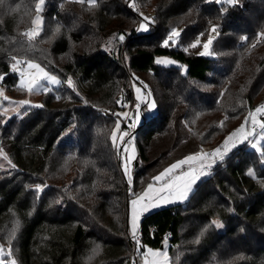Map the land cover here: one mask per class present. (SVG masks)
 I'll return each instance as SVG.
<instances>
[{
	"label": "trees",
	"instance_id": "obj_1",
	"mask_svg": "<svg viewBox=\"0 0 264 264\" xmlns=\"http://www.w3.org/2000/svg\"><path fill=\"white\" fill-rule=\"evenodd\" d=\"M36 3L0 0V89L27 95L10 68L18 58L38 61L61 85L42 93L43 107L0 120V148L16 165L0 169V243L12 240L19 264H128L165 240L171 264H264L258 151L240 145L186 203L143 215L138 247L129 234L133 194L112 141L118 111L134 100V76L154 95L157 113L134 130L123 122L138 150L133 193L168 162L218 145L246 120L264 103V0H47L43 27L30 38ZM141 9L151 10L148 32L136 31ZM213 24L212 57L162 44L172 28L194 41ZM158 56L179 65L157 64ZM37 183L48 185L39 197Z\"/></svg>",
	"mask_w": 264,
	"mask_h": 264
},
{
	"label": "snow or ice",
	"instance_id": "obj_2",
	"mask_svg": "<svg viewBox=\"0 0 264 264\" xmlns=\"http://www.w3.org/2000/svg\"><path fill=\"white\" fill-rule=\"evenodd\" d=\"M90 3L94 2V0H89ZM217 3L223 4H236L238 0H216ZM46 3V0H37L36 10L37 15L33 21L35 28L26 33L30 38L38 35L41 25H42V17L40 12L42 11L43 5ZM143 17V14L141 13ZM218 25L213 24L210 32L215 33L216 35L209 34L207 40L203 42V50L198 53V55L211 56L214 53L211 51V47L214 43V40L218 38ZM149 30V22L147 17H143L142 22L139 24V27L136 31H148ZM200 35H203L201 33ZM182 36V30L177 28H172L171 31L167 34V37L163 39L162 44L164 47H172L178 46ZM260 36L264 38V33H260ZM125 39V35H119V40L123 41ZM246 39V38H244ZM201 44L200 39H196L192 44L189 45L191 48H196ZM185 52L188 51V48L183 49ZM15 59V58H13ZM157 64L164 63H175V61H164L157 59ZM27 67L21 68L18 65L21 64L20 60H16L15 63L10 65L11 71L13 73H18L19 75V87L21 89L27 90L29 93L36 90H43L44 92H48L50 89L45 87L42 84V81L47 80L50 84H60L61 81L50 72L46 71L44 67L40 64L34 63L33 61H25ZM5 77L0 75V80H3ZM134 79L138 80L134 76ZM67 84L69 87H74L73 81L71 77L68 78ZM143 87L147 90V85H143ZM137 92V100H147V108L149 110L155 109L157 107L155 101L153 99H149L151 97L150 90L146 92L145 97H141L139 93L141 92V88H136ZM3 95V90L0 89V96ZM78 95V93H77ZM59 98V97H57ZM4 100H8V97L4 96ZM16 103L18 107L13 109V111L19 113L20 107L27 106L31 107H43V105H32L28 100L16 101L12 102ZM87 103V101H85ZM117 103H121V101H117ZM140 107V104H137V108ZM264 109V106L258 107L255 111L260 113ZM3 115L5 117L9 116V111L4 110ZM119 116H127V113H119ZM251 118V127L246 128L247 119L244 124H241L238 128L232 131L223 141L222 145L217 147L211 152L205 153L203 151L196 152L190 155L183 157L182 159L177 160L175 163H172L170 166L161 171L158 175L152 177V183L147 185V188L143 191L142 194H136L132 192L133 185V169L131 165L135 161V149L133 147L131 155L128 154L127 145L128 141L125 139L129 134L124 132L122 134H118L121 125L119 120H117L115 129L112 132V141L113 144H116V141L123 142V150L125 152V158L122 162V169L126 176L127 183L129 184V192L132 193L135 198L130 200V223H131V234L133 241H136L138 247H144L140 245V242L137 240L136 231L138 223L140 222L143 214L148 213L151 209L168 205L170 203L175 202H185L189 199L190 195L193 193L194 188L197 185V182L209 175L210 173L207 171L213 167V165L218 162H222L225 160L226 156L238 146L244 144V142H248L253 148H255L262 158H264V148H260L258 143H252L253 137H258V140H264V123H261L257 120L256 116L253 114H249ZM257 125L259 126V131H257ZM0 157H3L7 160L8 164L15 168L16 165L12 164V161L8 159L7 154L4 152L2 148H0ZM2 167V166H0ZM185 168L187 170H185ZM249 175H254V173L250 170ZM159 184L158 187L154 185ZM48 187L46 184L37 183L34 185V191L36 192L37 197H39L44 190ZM230 211H232L230 209ZM212 225L215 226L216 229L222 228L224 225L220 220H213ZM16 229H13L12 238H15ZM201 236L204 235V232L200 233ZM199 243V241H197ZM12 240H9V247L7 249V253L5 252V248L0 245V264H8V261L4 259L5 255L12 256ZM144 258V264H169V257L167 248L161 251L159 249H152L148 247L146 251L142 253ZM11 264H17L15 259L11 260Z\"/></svg>",
	"mask_w": 264,
	"mask_h": 264
},
{
	"label": "rangeland",
	"instance_id": "obj_3",
	"mask_svg": "<svg viewBox=\"0 0 264 264\" xmlns=\"http://www.w3.org/2000/svg\"><path fill=\"white\" fill-rule=\"evenodd\" d=\"M46 2H47V0H46ZM228 4V3H227ZM45 5H46V3L43 5V7H42V11L40 12V15H41V17H42V25H41V29H42V27H43V22H44V18H43V11H44V8H45ZM139 12H140V14L142 13L143 14V17H147L148 18V22H149V30H150V25H151V23H152V16H151V10L150 9H141V10H139ZM143 17L141 16V19L139 20V24L142 22V19H143ZM139 24H138V27H139ZM35 28V25L33 24V26L30 28V30H29V32L30 31H32L33 29ZM177 29H181V28H179V27H176ZM41 29H40V31H41ZM148 30V31H149ZM40 31H39V33H40ZM148 31H141V32H148ZM38 33V34H39ZM209 34H212V35H216L215 33H209ZM208 37V36H207ZM207 37L206 38H197V39H200L201 40V44L200 45H198L196 48H191V49H194V50H196V51H198V53L199 52H201L202 50H203V47H202V45H203V42H205L206 40H207ZM186 38H187V35L183 38V39H181L180 40V42H179V44L178 45H182V46H184V44H188V45H186L187 46V48H189V45L190 44H192L194 41H192V40H190V39H187V41H186ZM214 44V43H213ZM211 51L214 53V51H213V45H212V47H211ZM212 56H214V55H211L210 57H212ZM160 59V60H164V61H168V60H171V61H175V63H164V64H162V65H179V63L176 61V60H174V59H172V58H170V57H168V56H158L157 57V59ZM157 59H156V61H157ZM17 60V59H16ZM16 60L13 62V63H15L16 62ZM18 60H20L21 61V64L20 65H18L19 67H21V68H26L27 67V65L25 66V67H23L22 66V64L25 62V61H33L34 63H37V64H40L42 67H44L41 63H39L38 61H36V60H31V59H28V60H23V59H19L18 58ZM45 68V67H44ZM184 69H185V66H184ZM45 70L46 71H48V72H50L48 69H46L45 68ZM51 73V72H50ZM18 74V73H17ZM52 75H55L60 81H61V79L59 78V76H57L56 74H54V73H51ZM19 76V75H18ZM143 77H145L144 75H143ZM72 79V78H71ZM72 81H73V79H72ZM18 83H19V78H18ZM42 84L45 86V87H48L49 89H53V88H56V87H59L60 85H61V83L60 84H50L47 80H45V81H42ZM73 85L75 86V83H74V81H73ZM143 85H144V83L143 82H140L139 81V79L138 80H136V79H134L133 80V84H132V86H133V92H134V100H133V102H130V103H128V104H126V107L124 108V109H121V110H119L118 111V114L119 113H127V116L131 119L129 122H128V127L130 128V130H134V129H137L140 125H141V123L143 122V120L145 119V118H148V117H151V116H153V115H155L156 113H157V107L155 108V109H151V110H149L148 108H147V100H141V101H138L137 100V92H136V88L137 87H140L141 88V92L139 93V95L141 96V97H145L146 96V89L143 87ZM2 90H3V95L2 96H0V120H3V121H7L8 119H9V117H11L12 115H14V114H17V115H21V111H22V108L23 107H25V106H23V107H20V110H19V113H17V112H15V111H13V109H16L17 107H18V105L16 104V103H12V102H16V101H22V100H28V101H30V103L32 104V105H41V96H42V93L44 92L43 90H36V91H33V92H31V93H27V95H25V96H23V97H14V96H12L10 93H8L4 88H2ZM4 96H6V97H8V100H4L3 99V97ZM149 99H153L154 101H155V103H156V100H155V97H154V95L151 93V97L149 98ZM140 104V107L139 108H137V104ZM156 105H157V103H156ZM261 106H264V103H262L261 105H259L258 107H261ZM258 107H256L255 109H254V111H252L251 112V114H253V115H255L256 116V118H257V120L259 121V122H261V123H264V109H262V111L260 112V113H257L255 110L258 108ZM4 110H8L9 111V116L8 117H5L4 115H3V113H4ZM3 116V117H2ZM127 116L125 117V116H119L118 117V120H119V122H120V125H121V128H120V130H119V132H118V134H122V133H124V132H127L129 135L127 136V137H125V139L128 141V143H127V145H125L127 148H128V154L129 155H131V154H133L132 153V149H133V147H134V149H135V157H136V159H137V157H138V150H137V146H136V140H135V138L134 137H129L130 136V130L129 129H127V128H124V125H123V122H124V120L127 118ZM247 124H246V128H250L251 127V118H250V116L247 118ZM246 122V120H244L243 122H241L239 125H238V127L241 125V124H244ZM237 127V128H238ZM114 130H116L115 128H114ZM113 130V131H114ZM231 133V132H230ZM229 133V134H230ZM229 134H227L220 142H219V144L218 145H215V146H204V147H202L201 149H199L198 151H195V152H192L191 154H193V153H196V152H200V151H203V152H205V153H208V152H211V151H213L214 149H216L217 147H219L220 145H222V143H223V141H224V139L229 135ZM252 143H258V146L260 147V148H263V145H264V140H258V137H253L252 138ZM244 144H248V146H249V148H251V149H254V150H256L255 148H253L248 142H244ZM115 145H117V147H118V149L119 150H121V152H122V157H121V168H122V162L124 161V158H125V152H124V150H123V142H121V141H116V144ZM243 145V144H242ZM239 147V146H238ZM236 149V148H235ZM116 150H117V148H116ZM234 150V149H233ZM232 150V151H233ZM231 151V152H232ZM257 151V150H256ZM5 152V151H4ZM120 152V151H119ZM230 152V153H231ZM6 153V152H5ZM229 153V154H230ZM7 154V153H6ZM187 155H190V154H187ZM187 155H185V156H187ZM8 156V155H7ZM185 156H183V157H185ZM183 157H180V158H177V159H174V160H172V161H170V162H168L166 165H164L161 169H159L158 171H156L153 175H152V177H154L155 175H158L161 171H163L165 168H167L168 166H170L172 163H175L177 160H179V159H182ZM8 159H9V157H8ZM135 159V160H136ZM134 165H135V162H133V164L131 165V167H132V169H133V176H134V174H135V171H134ZM0 166H2V167H0V169L1 170H10L12 167L8 164V162H7V160H5L3 157H0ZM216 166V164L215 165H213V167L211 168V169H209V170H207L209 173H211V171L213 170V168ZM123 170V169H122ZM185 170H187L186 168H185ZM210 175V174H209ZM209 175H206L205 177H208ZM205 177H202V179L203 178H205ZM201 179V180H202ZM200 180V181H201ZM200 181H198L197 182V185H198V183L200 182ZM149 183H152V180H151V182H149ZM148 183V184H149ZM147 184V185H148ZM147 185L144 187V189L143 190H141L140 192H138L137 194H142L143 193V191L147 188ZM196 185V186H197ZM155 187H158L159 186V184L157 183L156 185H154ZM196 188V187H195ZM194 188V189H195ZM191 196V195H190ZM133 198H135V196L134 195H132L131 197H130V199H129V212H128V214H129V234H130V236L132 237V234H131V223H130V200L131 199H133ZM190 198V197H189ZM189 199H187L185 202H175V203H170V204H168V205H165V206H161V207H157V208H153V209H151L148 213H150V212H152V211H155V210H158V209H161V208H164V207H168V206H170V205H174V204H178V203H186L187 201H188ZM145 214H147V213H145ZM145 214H143V215H145ZM143 217V216H142ZM142 219V218H141ZM214 220H219V219H214ZM13 224L15 225V227L16 228H18V226H17V222H16V220L14 219V221H13ZM140 224H141V220H140V222L138 223V226H137V231H136V237L138 236V234H139V230H140ZM223 228V227H222ZM222 228H220V229H222ZM0 245H2L1 243H0ZM3 246V245H2ZM168 246H169V244H168V241L167 240H165V242H164V247L163 248H155V247H151V246H147V248L148 247H150V248H152V249H154V250H156V249H159V250H161V251H163V250H165V248H167V252H168V257H169V264H171V255H170V253H169V250H168ZM4 248H5V252L7 253V249H8V247L9 246H7V247H5V246H3ZM146 248V249H147ZM146 251V250H145ZM142 253L143 252H137V256L136 257H138V261H139V264H144V258H143V256H142ZM4 259L6 260V261H8V264H11V260L12 259H15L16 261H17V258L14 256V255H12V256H7V255H5V257H4ZM17 264H19L18 263V261H17ZM128 264H129V262H128Z\"/></svg>",
	"mask_w": 264,
	"mask_h": 264
},
{
	"label": "built area",
	"instance_id": "obj_4",
	"mask_svg": "<svg viewBox=\"0 0 264 264\" xmlns=\"http://www.w3.org/2000/svg\"><path fill=\"white\" fill-rule=\"evenodd\" d=\"M132 8V6H131ZM26 64L23 63V67H25ZM131 119L127 116V118L124 120V123L125 124H128V122L130 121ZM257 131H259V126L257 125ZM137 240L138 241H141V234L139 233L138 236H137ZM129 264H138V260L136 258V256L134 254L131 255L130 257V260H129Z\"/></svg>",
	"mask_w": 264,
	"mask_h": 264
},
{
	"label": "water",
	"instance_id": "obj_5",
	"mask_svg": "<svg viewBox=\"0 0 264 264\" xmlns=\"http://www.w3.org/2000/svg\"><path fill=\"white\" fill-rule=\"evenodd\" d=\"M134 162H135L134 170H135V171H139V160H138V158H137ZM161 248H163V246H162ZM144 250H145V249H144Z\"/></svg>",
	"mask_w": 264,
	"mask_h": 264
},
{
	"label": "crops",
	"instance_id": "obj_6",
	"mask_svg": "<svg viewBox=\"0 0 264 264\" xmlns=\"http://www.w3.org/2000/svg\"><path fill=\"white\" fill-rule=\"evenodd\" d=\"M138 264H139V261H138Z\"/></svg>",
	"mask_w": 264,
	"mask_h": 264
}]
</instances>
